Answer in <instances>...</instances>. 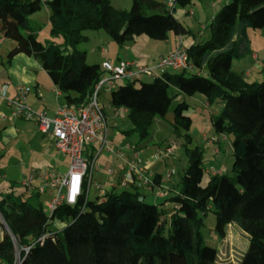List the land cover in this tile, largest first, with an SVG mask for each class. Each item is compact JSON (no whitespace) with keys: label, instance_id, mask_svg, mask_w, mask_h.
<instances>
[{"label":"trees","instance_id":"1","mask_svg":"<svg viewBox=\"0 0 264 264\" xmlns=\"http://www.w3.org/2000/svg\"><path fill=\"white\" fill-rule=\"evenodd\" d=\"M192 1L174 0L173 9ZM43 2L53 7L48 23L50 34L62 37L59 43L38 40L29 25L28 15ZM173 9L167 0H132L130 10L115 8L110 0H0V34L14 42L6 61L18 53L33 56L60 92L73 93L67 104L83 105L104 73L100 64L86 63L85 52L76 48L86 39L84 31L103 29L119 43L140 34L165 40L178 27ZM208 27V39L183 46L189 69L163 71L149 81L125 79L110 90L109 102L127 111L132 126L122 133L143 141L154 117L165 112L151 100L169 104L170 87L189 96L203 94L208 105L219 104L210 121L217 134L230 137L232 175L211 174L202 185V152L186 145L182 186L169 197L177 211L170 216L168 234L157 227L160 211L146 202L139 186L113 187L89 199L84 183L74 205L63 203L46 212L39 195L47 189L27 191L22 182L11 181L0 187V264H218L217 249L203 242L199 229L210 210L218 236L227 239L229 226L249 236L238 264H264V80L247 81L231 69L233 59L253 52L247 29L264 27V0H227ZM187 108L185 101L178 102L171 121L175 130L184 129L186 144L191 143V118L183 113ZM157 184L154 174L151 189ZM54 219L68 223L52 232L48 225ZM140 223H149V231H139Z\"/></svg>","mask_w":264,"mask_h":264},{"label":"rangeland","instance_id":"2","mask_svg":"<svg viewBox=\"0 0 264 264\" xmlns=\"http://www.w3.org/2000/svg\"><path fill=\"white\" fill-rule=\"evenodd\" d=\"M131 2L132 0H110L112 6L124 10H130ZM225 2L227 0H193L192 3L186 6L177 4L173 9V14L182 33H177V30L170 32L168 39L165 40L140 34L133 39L119 43L113 40L105 30L93 29L84 31L86 39L76 44V48L85 52V62L88 64L97 63L102 65L103 58H106L111 60L112 66L123 60L134 61L137 65L153 66L159 58L175 50L177 45L186 46L194 41L199 42L208 39L210 37L208 25ZM52 11L53 7L47 2H43L39 10L28 15V22L34 29L38 40L42 42L54 40L59 43L62 41V37L50 34L48 17ZM146 13L151 14L153 11H146ZM22 31L25 32V30ZM247 35L252 51L259 55L260 67L255 66V61L251 59L249 54L243 58L233 59L231 69L242 75L247 81H262L264 80V27L248 28ZM0 39L3 41L0 57L5 60L7 52L14 45V42L1 34ZM10 44H12L11 47ZM167 70L172 69L169 67L155 68L154 72L161 73ZM246 72H250L251 75H245ZM141 77L145 81L151 79L147 76ZM122 82L123 80H116L115 84L120 85ZM168 91L171 97L169 104L155 100L150 101L152 106L163 109L165 112L163 116L157 114L154 117L150 135L145 140L139 141L135 135L129 138L122 133L121 130L132 126V123L127 113L122 110L123 108H117L116 113L114 112L115 108L109 102L110 91L105 87L100 88L98 101L106 115L108 130L106 136L110 149L100 150L95 159L92 170V183L87 193L89 199H94L100 194L99 185H102L103 191H109L113 187L117 190L122 188L136 189L135 186L129 184L126 186L121 185L124 178V158L132 157L130 151L122 150L125 142L136 148L139 161H144L145 158H152L153 160V156L156 154L158 158L155 162V170L161 173V184L154 185L153 189L147 186H136H139L140 191L144 190L146 202L156 204L158 207L160 214L157 227L164 234L171 233L170 216L174 211H177L176 204L169 197L178 193L182 186V176L188 163L185 146L187 145L189 148L198 146L202 152L203 166L206 167L202 175V185H205L209 180L211 176L210 169L216 173L232 175L233 162V150L229 143L230 137L217 134L210 121V114L217 110L219 104L208 105L206 98L201 93L189 96L179 93L177 89L172 87ZM69 94L73 93L70 92ZM180 101H185L188 104V108L183 113L191 118V125L188 129L191 143L188 144H186L184 129L179 127L175 130L171 124L173 109ZM5 144H0V169L8 176L6 179L0 176V187L3 186V188L9 185L11 181L19 180L22 175L25 176L29 167L34 164L35 157L37 158L35 149H38L36 144L30 146L26 138L10 140ZM166 147L171 148V153H166ZM95 149V152L91 155L92 157L98 152L99 147ZM218 149L219 152H217ZM118 150L124 158L121 157V154H117ZM87 152H85L86 156ZM47 159L48 157L41 162H45ZM46 166L53 167L49 161H47ZM109 169L113 170L111 174L108 173ZM168 172H170V175H168ZM16 189L23 190V187L18 186ZM160 194L163 197L159 196ZM45 196V193L39 195L42 201H45ZM44 209L48 212L46 207ZM67 223V220L54 219L50 222L48 228L52 232H60ZM214 224V213L211 210L207 211L202 216L199 225L203 242L217 249L218 257L220 256L218 264H238L248 247L249 236L237 226H229L228 238H222L214 232ZM137 229L147 232L149 231V223H140ZM228 255L229 260L226 259Z\"/></svg>","mask_w":264,"mask_h":264},{"label":"built area","instance_id":"3","mask_svg":"<svg viewBox=\"0 0 264 264\" xmlns=\"http://www.w3.org/2000/svg\"><path fill=\"white\" fill-rule=\"evenodd\" d=\"M167 4L172 10L174 0H167ZM101 67L104 73L95 85L89 100L79 106L71 104L61 105L52 117H48L42 112H35L26 104L25 99L29 92L28 86L24 84L16 85L15 94L9 96L7 95V84L0 85V100L11 107L9 113L1 114V118L20 117L30 119L35 117L38 131L41 133L51 132L55 137V148L69 157L70 162L67 172L59 173L53 170H45L38 174L43 182L38 186V190L45 192L47 188H52L55 191L46 202V208L49 211L63 203L74 205L84 192V183H86L85 190L87 195L88 188L92 183V170L95 161V157L91 156L89 158L85 155L87 146L98 143L99 150L110 149L106 136V116L98 101L100 88L105 87V89L110 91L115 86L116 80L141 76L154 77L158 74L154 72L155 68L169 67L172 70H181L189 69L191 64L188 62L184 48L178 45L175 50L159 58L153 66L137 65L134 61L123 60L114 66L109 61H104ZM122 150L130 151L132 157L124 158L120 151H117V154H121V157L124 158L125 166L121 185H141L151 189L154 173L150 169L149 163L152 158H145L144 161H139L136 148L128 142L123 144ZM165 151L166 153H171V148L166 147ZM157 158V155L153 156V160H157ZM33 172H35L34 169L31 170L28 180L23 181L28 190H31L30 182ZM112 172V169L108 170L109 174ZM209 173L218 174V172H213L211 169ZM168 175H170V172H168ZM99 188L102 191L101 185H99Z\"/></svg>","mask_w":264,"mask_h":264},{"label":"crops","instance_id":"4","mask_svg":"<svg viewBox=\"0 0 264 264\" xmlns=\"http://www.w3.org/2000/svg\"><path fill=\"white\" fill-rule=\"evenodd\" d=\"M90 1H98V0H90ZM176 30L177 33H182L179 27H177ZM1 43H3L2 39L0 42V50L2 48ZM11 45L12 44H10V47ZM250 56L251 59L255 61L254 63L255 66L260 67L259 55L257 53L252 52ZM6 60L7 59L4 60L3 57H0V85L7 84V95L9 96H13L15 94L16 85L24 84L28 86L29 92L26 96L25 102L29 107H31L33 111L42 112L46 116L52 117L55 111L61 105L67 104L68 101H70L71 98L73 97V94L62 93L57 89V87L53 84L48 74L41 67L39 61L33 56H28L23 53H18L14 55L9 62H7ZM103 61L110 62L111 60L103 58L102 62ZM245 75L250 76L251 73L246 72ZM10 110L11 107L7 105L4 101L0 100V144L4 145L5 143H8V141L10 140L14 141L18 138L20 139L26 138L30 146L34 144L38 146V149H35L37 158L35 157V161H33L34 164L29 167L25 176L22 175L19 178V180H14V181L18 183L21 182L23 183L24 180H28L31 174V170L34 169L35 172H33L34 174L31 179V189L33 191L35 187H38L43 183L38 176V174L41 171L53 170L59 173L67 172L70 162L69 157L63 153H60L55 148L54 135L51 132L41 133L40 131H38L35 117H32L30 119H24L20 117L2 119L1 114L2 113L7 114L10 112ZM115 110L116 109H114V112ZM122 110L125 113L127 112L124 109ZM107 134H108V130H107ZM97 147H99L98 143L89 144L86 149V152L88 151L87 154L91 153L92 155L96 150L95 148ZM100 150H98L97 155L95 154L94 156L95 159L97 158ZM217 152H219V149ZM155 155L156 154H154V156ZM46 157H48V159L45 160V162H41ZM47 161H49V163L53 165V167L46 166ZM155 162L156 160H150L149 167L154 174L159 175V184L157 185H160L162 177H161V173L155 170L156 167ZM1 177L5 179L8 178L7 174H5L4 172ZM54 192L55 191L52 188H47L45 193L46 194L45 203L50 199L51 195H53ZM103 192L104 191L103 190L101 191V189L99 188V193L101 194ZM140 192L145 195L144 190ZM159 196L163 197L161 194Z\"/></svg>","mask_w":264,"mask_h":264},{"label":"water","instance_id":"5","mask_svg":"<svg viewBox=\"0 0 264 264\" xmlns=\"http://www.w3.org/2000/svg\"><path fill=\"white\" fill-rule=\"evenodd\" d=\"M19 253H17V262L19 261V255H18ZM17 264H19V262L17 263Z\"/></svg>","mask_w":264,"mask_h":264}]
</instances>
